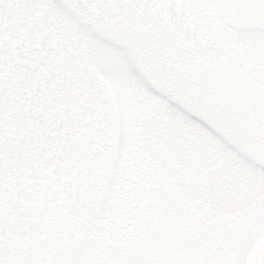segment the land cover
I'll return each mask as SVG.
<instances>
[{
    "label": "flooded vegetation",
    "instance_id": "1",
    "mask_svg": "<svg viewBox=\"0 0 264 264\" xmlns=\"http://www.w3.org/2000/svg\"><path fill=\"white\" fill-rule=\"evenodd\" d=\"M67 4L70 39L63 45L67 43L71 61L67 51H58L63 22L58 21L55 11L45 14L43 0L38 6L35 0L3 3L6 19L1 20L0 14V114L5 123L6 117L29 108L36 117V132H42L43 124L47 126L44 118L50 117L56 120V128L67 123L62 132L70 129L69 137L70 133L81 136L86 146L98 140L105 152L104 132L114 116L109 93L93 62L97 56L103 62L120 52L135 68L127 97H156L144 91L143 83L153 86L156 98L164 100L174 94L172 91L188 86L185 94L195 99L198 114L208 111L253 117L264 140V0H67ZM85 56L89 64L84 62ZM225 56L255 91V102L243 116L227 109L218 94L204 89L194 77V71ZM139 73L144 81L138 86L134 78L138 79ZM141 118L134 116L133 126ZM147 118L148 114V127L138 125L134 133L142 135L151 127L146 132L153 150L160 139ZM144 133L141 137L146 139ZM156 154L161 162L138 150L133 163L135 189L151 198L176 193L169 186L156 190L159 176L166 175L161 171L156 176V164L163 163L166 169L172 164L165 148ZM103 174L105 177L106 168ZM99 198L98 194L96 206Z\"/></svg>",
    "mask_w": 264,
    "mask_h": 264
},
{
    "label": "rangeland",
    "instance_id": "2",
    "mask_svg": "<svg viewBox=\"0 0 264 264\" xmlns=\"http://www.w3.org/2000/svg\"><path fill=\"white\" fill-rule=\"evenodd\" d=\"M4 2L1 20L6 19ZM67 5V0H43L45 14L55 11L63 22L58 51H67L71 61L63 45L70 39ZM99 58L93 68L114 116L104 132L110 146L107 174L85 233L62 264H264V140L254 118L198 114L195 99L185 94L188 86L172 91L167 100L157 99L140 73L135 85L143 83L144 91L156 97H127L135 72L129 59L120 52L103 62ZM84 62L89 64L86 56ZM147 114L160 139L153 150L146 132L151 127L143 132L146 139L134 133L138 125L148 127ZM137 115L142 118L133 126ZM163 148L172 164L169 169L156 164V176L166 175L159 176L155 188L169 186L176 193L144 196L132 180L135 156L139 150L161 162L156 152Z\"/></svg>",
    "mask_w": 264,
    "mask_h": 264
},
{
    "label": "trees",
    "instance_id": "3",
    "mask_svg": "<svg viewBox=\"0 0 264 264\" xmlns=\"http://www.w3.org/2000/svg\"><path fill=\"white\" fill-rule=\"evenodd\" d=\"M44 119L40 133L32 109L6 124L0 117V264H62L77 249L103 185L108 139L103 152L98 140L86 146L70 129L62 132L67 125Z\"/></svg>",
    "mask_w": 264,
    "mask_h": 264
},
{
    "label": "water",
    "instance_id": "4",
    "mask_svg": "<svg viewBox=\"0 0 264 264\" xmlns=\"http://www.w3.org/2000/svg\"><path fill=\"white\" fill-rule=\"evenodd\" d=\"M194 77L204 89L218 94L227 109L242 116L255 102L252 84L227 56L194 71Z\"/></svg>",
    "mask_w": 264,
    "mask_h": 264
}]
</instances>
